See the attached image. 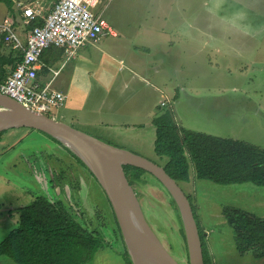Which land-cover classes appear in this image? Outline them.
Here are the masks:
<instances>
[{
  "label": "rangeland",
  "instance_id": "374dc122",
  "mask_svg": "<svg viewBox=\"0 0 264 264\" xmlns=\"http://www.w3.org/2000/svg\"><path fill=\"white\" fill-rule=\"evenodd\" d=\"M8 2L12 4L10 10ZM32 3L0 0V25L4 19L20 18L23 8L27 4L33 7ZM104 6V18L119 39L107 37L100 42L106 44L108 55H102L109 58L104 61L109 64L93 66L97 81L103 83L106 74L120 81L127 74L110 61L118 55L119 59H130L135 71L151 82V88L137 81L123 99L115 98V93L93 95L88 105L105 109L113 103L124 108L139 102L143 107L156 105L157 112L171 111L177 124L186 130L264 150V0H104ZM9 45L0 33L1 54L10 58L16 53ZM75 58L68 61L72 64ZM68 66L61 67L58 83L70 81ZM5 71L10 73L11 67ZM66 102V106L71 104L70 100ZM46 116L117 148L137 151L159 166L166 163V159L151 153L154 127L111 129L114 136L120 133L124 137L120 141L105 137L102 130L61 119L58 113ZM135 140H142L145 149L140 150ZM128 172L133 173L131 169ZM59 174L63 187L59 186ZM140 179L131 187L147 222L169 254L180 264H189L184 227L170 192L151 174H142ZM179 186L190 198L211 264H264V258L258 260L252 253H237L233 230L223 217V209L231 207L264 219V187L250 183L217 185L194 178ZM37 195L66 199L78 207L91 228L103 232L109 247L90 264L123 263L121 255L128 250L97 181L57 140L38 130H10L0 140V242L14 229L17 210ZM0 264L15 263L3 257Z\"/></svg>",
  "mask_w": 264,
  "mask_h": 264
},
{
  "label": "trees",
  "instance_id": "16d2710c",
  "mask_svg": "<svg viewBox=\"0 0 264 264\" xmlns=\"http://www.w3.org/2000/svg\"><path fill=\"white\" fill-rule=\"evenodd\" d=\"M8 8L12 9L11 2ZM42 24L43 20L36 18L29 27L33 29ZM21 59L19 52L10 58L0 56V85L8 78L6 67L13 70ZM153 125L156 129L155 155L166 159L163 168L178 185L194 178L217 185L250 183L264 187V150L238 140L186 130L177 124L171 111L157 116ZM7 132L0 133V140ZM64 148L94 178L85 164ZM124 170L131 186L142 174H149L131 166H125ZM172 202L179 213L176 203ZM192 210L199 229L204 264H211L205 235L193 206ZM17 214L14 229L0 242V260L7 257L15 264H90L99 251L109 247L103 232L97 227L91 228L82 219L78 207L71 206L67 200L38 195L29 205L20 207ZM223 217L233 230L237 253L242 256L252 253L256 259H263L264 219L231 207L223 209ZM121 256L125 264H133L128 252Z\"/></svg>",
  "mask_w": 264,
  "mask_h": 264
},
{
  "label": "water",
  "instance_id": "95a60500",
  "mask_svg": "<svg viewBox=\"0 0 264 264\" xmlns=\"http://www.w3.org/2000/svg\"><path fill=\"white\" fill-rule=\"evenodd\" d=\"M0 133L14 129L41 131L60 142L88 168L104 191L125 241L131 262L139 264L135 248L143 246L156 264H180L166 250L147 222L140 202L124 172L135 167L156 177L174 199L185 231L189 264H204L199 229L191 203L162 166L117 148L44 114L29 110L0 93Z\"/></svg>",
  "mask_w": 264,
  "mask_h": 264
},
{
  "label": "crops",
  "instance_id": "0c3cea01",
  "mask_svg": "<svg viewBox=\"0 0 264 264\" xmlns=\"http://www.w3.org/2000/svg\"><path fill=\"white\" fill-rule=\"evenodd\" d=\"M34 6L32 7L31 4H27L23 9H33V10H41L42 16L47 13L45 10L48 8L53 7L54 2L51 0H33ZM32 2V1H31ZM38 7V8H37ZM18 17L17 19L10 17L8 19H4V21L8 20L13 23V29L16 35L19 37L21 42L25 43L27 33L32 30L30 29V23L34 21L27 18L24 14ZM162 15V14H160ZM19 16V15H18ZM4 23V22H3ZM115 36H108L114 39L113 41H118L119 36L114 31ZM107 38V37H106ZM105 39V38H104ZM104 39L97 43L87 44L83 47L76 55V58L68 61L64 51L59 48H49L42 57V63L44 68L41 70L39 78L41 82L48 83L52 81V86L55 90L63 93L66 96L65 103L62 107L56 109L53 114L57 113L60 115L61 119H68L71 122H77L83 124L89 128H93L94 130H102L105 137L108 138H124L120 133L117 135H113L111 129H118L119 131H130V130H145V128L154 127L153 121L154 119L159 116L161 111H156V105H148L143 107L141 104L143 102H139L138 104H134V107L124 108V106H117L114 103L111 107L105 109L104 107H97V106H90V96H111L112 93H115L118 99H123L130 91H132L133 84L139 81L142 85L148 86L150 85V81L146 79L144 76H140L139 73L135 71V69L131 66V60L128 59H119V56L116 55L110 57V61L116 65H119L121 69L127 71V74L123 75V78L120 81L115 79H109V76L106 74L107 79L103 83H99L97 81V75L94 74L93 66H100L104 65L107 66L109 63H104L105 60H109V58L103 57L102 54H107L105 51L106 44H100ZM12 50L11 45H9ZM0 51V56H3ZM14 53H16L14 51ZM141 53V52H140ZM108 55V54H107ZM133 58H136L137 55L135 53L131 54ZM5 57V56H3ZM137 59V58H136ZM138 60V59H137ZM64 61V62H63ZM68 61V62H67ZM134 62V59H133ZM63 63V64H62ZM62 64L61 67L64 65H69V73L70 76L65 84L58 83L57 79L61 75V67L57 70L54 69L58 65ZM7 68V67H6ZM50 70L59 72L58 75L53 79V74ZM106 71V69H105ZM9 73V72H7ZM10 74V73H9ZM8 74V76H9ZM139 83V84H140ZM140 84V85H141ZM70 100L71 104L66 106V101ZM144 104V103H143ZM138 105V106H137ZM115 106V107H114ZM56 120V119H55ZM58 121V120H56ZM72 125V124H71ZM155 129V127H154ZM156 134V129H155ZM103 136V135H102ZM121 136V137H120ZM121 141V140H120ZM130 142L129 140H125ZM133 141V140H131ZM138 141L137 147L140 150H144L145 146L142 140H135ZM151 146V153L155 154L154 152V140H152ZM128 151L137 154L139 156H144L137 151ZM145 158V157H144ZM146 159L149 160L147 156ZM100 252V251H99ZM98 252V253H99ZM95 255L94 259L98 255ZM119 255V254H118ZM106 257V256H103ZM122 257V256H121ZM120 257V258H121ZM93 259V260H94ZM122 260V258H121ZM123 261V260H122ZM122 264H125L124 261Z\"/></svg>",
  "mask_w": 264,
  "mask_h": 264
},
{
  "label": "built area",
  "instance_id": "2783aa9c",
  "mask_svg": "<svg viewBox=\"0 0 264 264\" xmlns=\"http://www.w3.org/2000/svg\"><path fill=\"white\" fill-rule=\"evenodd\" d=\"M104 11V0H56L44 16L41 10L26 9L27 18L41 17L43 24L27 33L25 43L14 32L13 23L4 21L0 33L12 50L22 53V59L0 85V93L44 115L62 107L66 96L53 88L52 81L43 83L39 78L44 68L42 57L55 47L62 49L69 60L87 44L115 36ZM50 71L53 79L59 73Z\"/></svg>",
  "mask_w": 264,
  "mask_h": 264
},
{
  "label": "bare ground",
  "instance_id": "6f19581e",
  "mask_svg": "<svg viewBox=\"0 0 264 264\" xmlns=\"http://www.w3.org/2000/svg\"><path fill=\"white\" fill-rule=\"evenodd\" d=\"M135 251L139 264H156L153 254L147 251L143 246H136Z\"/></svg>",
  "mask_w": 264,
  "mask_h": 264
},
{
  "label": "flooded vegetation",
  "instance_id": "af4514ba",
  "mask_svg": "<svg viewBox=\"0 0 264 264\" xmlns=\"http://www.w3.org/2000/svg\"><path fill=\"white\" fill-rule=\"evenodd\" d=\"M47 169V168H46ZM47 171L49 172V171H51V170H49V169H47ZM59 176V178H58V180H60V182H59V186L60 187H63V186H65L64 184H62L63 182H61L62 180H61V175L59 174L58 175ZM55 181V180H54ZM38 196V195H37ZM37 196H35V197H37ZM34 197V198H35ZM56 199H62V200H66V199H63V198H59V197H55ZM71 205V204H70Z\"/></svg>",
  "mask_w": 264,
  "mask_h": 264
}]
</instances>
